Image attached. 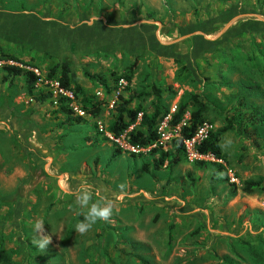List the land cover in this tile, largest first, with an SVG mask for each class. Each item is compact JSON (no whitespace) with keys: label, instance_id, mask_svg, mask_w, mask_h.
<instances>
[{"label":"rangeland","instance_id":"rangeland-1","mask_svg":"<svg viewBox=\"0 0 264 264\" xmlns=\"http://www.w3.org/2000/svg\"><path fill=\"white\" fill-rule=\"evenodd\" d=\"M229 7L237 12L225 18L222 11ZM95 20L111 35L94 27L86 37L72 36L61 27ZM249 22L254 32L243 29ZM133 25L136 30L127 29ZM237 25L244 27L216 44L195 40L192 47L193 35L215 40ZM263 25L264 0H0V50L33 64L30 69L40 74L35 88L51 92L36 102L25 93L22 76L1 80L0 70V264H249L253 251L261 254ZM119 40L123 47L103 51ZM193 48H201L199 56L192 55ZM134 55L136 66L126 83L118 75ZM63 57L71 61L83 92L103 101L94 117L79 113L72 101L82 116L74 124L53 112L61 90L44 78L45 70ZM84 72L97 74L109 89ZM150 85L166 87L161 102L170 112L190 94L208 101V129L222 130L220 145L232 140L221 148L226 162L186 155L151 174L141 169L151 155H129L126 149H139L113 138L104 126L118 95L132 97ZM152 97H134L129 105L138 102L148 110ZM159 125L160 143L167 147L178 125L168 124L166 117ZM113 141L123 150L111 157ZM245 180L258 182L251 193L241 190ZM85 182L103 189L116 207L111 223H98L81 235L75 225L82 217L67 193ZM122 182L127 185L123 193L117 187ZM11 193L18 225L7 214ZM37 218L44 219L51 236L44 250L32 244Z\"/></svg>","mask_w":264,"mask_h":264},{"label":"trees","instance_id":"trees-1","mask_svg":"<svg viewBox=\"0 0 264 264\" xmlns=\"http://www.w3.org/2000/svg\"><path fill=\"white\" fill-rule=\"evenodd\" d=\"M236 12L237 11L234 9V7H229V9L227 8L226 10L222 11V13L225 15V18L231 16V14H235ZM55 24L59 25L58 23ZM137 26L150 29L149 27H153V24H140ZM137 26L133 25L127 29L136 30ZM61 27L64 29V33L66 31L72 36L86 37L85 35H87L88 32L94 27L102 28L103 33L105 32L108 35H111L107 31L109 28L104 27V25L99 20H95L90 25L81 23L73 25V27H70L69 25H61ZM240 27L242 29L244 26H230L224 31L219 39L215 40H205L201 38L200 35H193L192 38L194 39V42L192 43V47L195 43V40L205 45H213L214 43L216 44L226 33H233L235 29L236 33H238ZM196 28L205 29V26L196 24ZM243 29H245V31L247 30L246 32H251V30L253 32L255 31L253 29L252 22H249L248 26ZM65 38L67 37H64V40ZM138 43L139 41L136 42V44ZM155 43L156 45H159L158 42L155 41ZM123 46L124 43L119 40L118 42L113 43L110 49H103V51L106 50L105 52H109L115 49H120V47ZM129 46L130 45L128 43V48ZM194 49L195 52H192V55L199 56L200 51H202L201 48H199V50L193 48V50ZM225 50L227 54L230 52V55H233L234 51H230V49ZM134 56V59L127 66L126 70L118 75V77H123L126 83L130 82L132 71L136 66L137 57L136 55ZM253 58H255V56ZM249 59L246 58V60ZM0 60L4 61L0 65V70L3 71L1 80H10L12 77L22 76V85L24 87L25 93L32 97V99L36 102H42L46 97L51 96L50 91L41 93L39 88H35V82L40 77V74L35 73L30 69L31 66H34L33 64L21 60L11 52L3 50H0ZM8 60H10L11 63H7L6 61ZM257 64L260 65L259 63ZM261 65L264 66V63H261ZM23 66H27V68ZM84 75L89 79L98 81L101 86L105 87V89H109L106 83L100 79L97 74L84 72ZM44 78L54 81L57 87L61 90L55 98V105L52 110L53 112L63 116V122L65 124L77 123L82 118L81 114L75 113L73 106L70 104L72 101L77 104V109L82 111V114L92 117L98 114L100 105L103 101L101 99H95L90 95H86L83 92L81 86L76 80L75 73L72 71L70 60L63 57L56 63L49 66L44 72ZM165 89V86L155 87L154 85H150L149 90L142 89L132 97L118 95V101L113 103L111 119L104 126V130L113 138L122 137L128 146L139 149L137 151L126 149L125 151H127L129 155H141L143 152L151 155L152 158L150 161H142L140 164L141 169L148 174H151L153 170L160 168L162 165L171 167L183 160L186 157L185 146L183 142L184 139H189L192 137L197 127L207 119L205 111L208 106V101L200 98L197 94H190L186 99H180L170 112L168 103L161 102L162 91ZM148 94H152L153 96L149 100L148 110H144L138 102L133 106L129 105V102L132 98L135 97L136 99H143ZM185 111L188 112V116L185 121L180 123ZM165 117L167 123L171 124L172 126H176L178 123H180L177 127L176 133L169 138L167 147H163L162 143H160L158 131L159 123ZM221 131L222 130L220 129H207L205 136L195 144V151L200 155H211L216 160H222L223 162H226V156L222 152L219 142ZM112 143L114 144V147L111 151V157L116 156L123 150L116 142L113 141ZM199 162H203V159L199 160ZM215 163L219 164L218 162ZM256 184H258V182L245 180L243 181L241 190L245 193H251L253 191V186ZM11 194L12 195L8 196V199H10L12 203H10L11 206L9 207L7 214L9 217L11 215V221L13 224L18 225L20 224L18 223L17 219L19 211L12 205L14 204L13 201L15 198L13 197L14 194ZM8 199L5 200L8 201ZM249 254L251 253L249 252ZM142 263L146 264L143 261ZM222 264L231 263L222 262ZM249 264H264V249L261 251V254L253 251L251 263Z\"/></svg>","mask_w":264,"mask_h":264},{"label":"clouds","instance_id":"clouds-1","mask_svg":"<svg viewBox=\"0 0 264 264\" xmlns=\"http://www.w3.org/2000/svg\"><path fill=\"white\" fill-rule=\"evenodd\" d=\"M232 144V140L226 139L220 147L227 149ZM222 174H218L221 176ZM118 189L125 192L126 183H120ZM74 198V205L79 209L77 215L82 217L75 225V230L81 235L89 232L98 223H111L114 215L116 201L103 189L90 183L79 185L74 191L68 192ZM35 233L32 244L40 250H44L51 243V236L44 230V219L37 218L33 224Z\"/></svg>","mask_w":264,"mask_h":264},{"label":"built area","instance_id":"built-area-1","mask_svg":"<svg viewBox=\"0 0 264 264\" xmlns=\"http://www.w3.org/2000/svg\"><path fill=\"white\" fill-rule=\"evenodd\" d=\"M78 112L82 113V111H80V110H78ZM208 128H209V125L206 122H203L202 124H200L197 127V129H196V131L192 137H190L189 139H184L183 142H184L185 152H186L187 157H189V156H205V155L198 154L196 151H193L191 147L193 146L194 143H197L202 137L205 136ZM158 131H159V134L161 136L164 135L163 132L161 131L160 125L158 126Z\"/></svg>","mask_w":264,"mask_h":264}]
</instances>
